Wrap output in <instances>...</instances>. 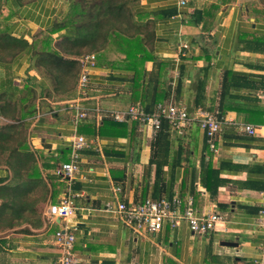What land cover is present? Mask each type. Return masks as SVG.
<instances>
[{
	"label": "crops",
	"instance_id": "1",
	"mask_svg": "<svg viewBox=\"0 0 264 264\" xmlns=\"http://www.w3.org/2000/svg\"><path fill=\"white\" fill-rule=\"evenodd\" d=\"M2 3L13 16L10 35H0V43L30 44L35 32L53 25L66 2ZM132 9L144 44L137 50L150 56L137 71L124 54L111 50L90 69L85 96L76 79L68 97L48 98L51 81L28 49L0 77V89H12L14 100L26 83L37 94L36 115L21 121L20 151L29 160L10 158L8 165L0 157V264H55L54 236L64 223H50L47 215L62 199L74 207L69 230L77 264H257L264 259V228L258 223L264 196V0H186L184 7L177 0H135ZM60 37L54 35L55 41ZM157 103L185 107L191 117L204 110L224 120L217 152L209 150L194 121L177 135L164 121L162 130L152 132L106 116L137 104L152 112ZM76 106L87 116L75 124ZM5 121L0 118V125ZM106 121L124 129L100 135ZM245 123L259 127L254 135L238 130ZM77 135L90 141L79 152L78 172L69 180L59 178L55 169L69 160ZM18 165L23 171L16 176L11 168ZM30 175L40 180L25 193ZM6 185L15 192L2 188ZM174 197H190L198 214L215 212L221 221L206 235L193 234L184 221L164 224L154 234L137 233L105 207Z\"/></svg>",
	"mask_w": 264,
	"mask_h": 264
},
{
	"label": "trees",
	"instance_id": "2",
	"mask_svg": "<svg viewBox=\"0 0 264 264\" xmlns=\"http://www.w3.org/2000/svg\"><path fill=\"white\" fill-rule=\"evenodd\" d=\"M65 2V8L53 25L49 29L35 32L30 44L23 40L15 42L12 40L13 45L0 43V77L6 75L5 72L8 71L7 68L15 56L29 49L35 66L41 68L51 81L52 89L44 95L48 98H66L74 90L78 79L80 65L76 58L79 56L94 54L97 60L114 50L124 54L135 71L150 58L137 50L144 48V44L140 30L135 24L136 15L132 9L135 0H65ZM12 16V11L0 0V35H10L9 20ZM58 34L61 37L55 41L54 35ZM12 48L15 50L13 54L16 55L10 54ZM26 84L17 100H14L12 89H0V118L9 121L0 125V157L4 158L8 165L10 158L20 159L21 162L29 160L28 155L25 156L20 151L25 139L21 121L36 115L37 94L31 84ZM112 129L117 133L124 128L115 122L106 121L99 128V134L104 135V131ZM11 170L16 176L21 175L23 171L21 165H18L17 169L12 167ZM28 178L31 183L25 193L37 187L36 183L40 180L39 176L34 175ZM8 187L10 185L2 188L12 189ZM12 191L15 192V188Z\"/></svg>",
	"mask_w": 264,
	"mask_h": 264
},
{
	"label": "built area",
	"instance_id": "3",
	"mask_svg": "<svg viewBox=\"0 0 264 264\" xmlns=\"http://www.w3.org/2000/svg\"><path fill=\"white\" fill-rule=\"evenodd\" d=\"M186 0H177L179 7H184ZM80 65V73L77 80V88L81 96H85L89 80V71L95 66L96 58L94 54H85L76 58ZM78 110V107H75ZM85 111H77L74 116L75 124L86 118ZM116 122L132 121L137 122L142 128L156 132L160 130L162 122H166L171 133L182 135L188 125L194 121L197 126L204 131L210 151L217 152V134L224 120L219 119L212 112L198 110L191 117L185 107L171 103H157L152 112H147L144 108L137 105H129L122 111H109L106 113ZM240 132L254 135L258 126L252 124H238ZM90 143L89 139L77 135L71 141V151L69 160L62 163L55 169V174L62 179H71L78 172L80 150ZM106 210L114 213L127 226L134 229L137 233L147 232L157 233L164 224L171 227L178 226L182 221L186 222L191 232L195 235H206L214 231L215 225L221 221V216L215 212L198 214L193 208V201L189 197L184 201L174 197L171 200L146 199L138 204L126 205L123 202L116 204L107 203ZM74 207L68 199H62L59 203L50 205L48 208L47 219L53 223L55 219L64 223L63 230L55 233V245L59 250L55 264H77L74 254V235L70 232V218L73 215ZM258 223L264 228V196L262 208L259 211ZM257 264H264L261 259Z\"/></svg>",
	"mask_w": 264,
	"mask_h": 264
},
{
	"label": "water",
	"instance_id": "4",
	"mask_svg": "<svg viewBox=\"0 0 264 264\" xmlns=\"http://www.w3.org/2000/svg\"><path fill=\"white\" fill-rule=\"evenodd\" d=\"M225 244H229V243H225Z\"/></svg>",
	"mask_w": 264,
	"mask_h": 264
}]
</instances>
